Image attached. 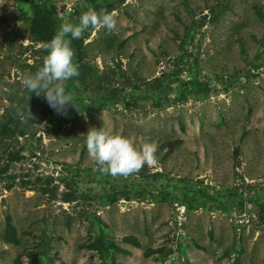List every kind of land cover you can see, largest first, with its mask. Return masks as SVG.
I'll return each instance as SVG.
<instances>
[{"label":"rangeland","instance_id":"1","mask_svg":"<svg viewBox=\"0 0 264 264\" xmlns=\"http://www.w3.org/2000/svg\"><path fill=\"white\" fill-rule=\"evenodd\" d=\"M47 1L57 31L102 0ZM107 11L115 29L84 32L87 74L66 86L73 105L55 110L22 83L46 55L31 10L0 0V121L25 130L7 140L18 160L14 184L0 182V264H29V251L41 264H110L91 246L100 229L132 249L113 252L123 264H264V0H123ZM102 126L155 142L156 162L128 176L94 171L85 136ZM174 202L185 206L180 226ZM146 247L163 250L146 257Z\"/></svg>","mask_w":264,"mask_h":264},{"label":"clouds","instance_id":"2","mask_svg":"<svg viewBox=\"0 0 264 264\" xmlns=\"http://www.w3.org/2000/svg\"><path fill=\"white\" fill-rule=\"evenodd\" d=\"M116 24L114 12L93 8L82 12L78 22L61 23L53 37L43 45L47 51L42 65L23 76L24 87L37 96L43 94L55 110L73 105L72 95L66 91V82L79 75L72 40L81 38L91 28L110 31ZM85 145L94 161V171L112 176H128L145 165L154 164L158 148L155 142L137 145L127 136L103 126L87 131Z\"/></svg>","mask_w":264,"mask_h":264},{"label":"trees","instance_id":"3","mask_svg":"<svg viewBox=\"0 0 264 264\" xmlns=\"http://www.w3.org/2000/svg\"><path fill=\"white\" fill-rule=\"evenodd\" d=\"M27 2L30 10L31 15L29 16V23H30V31L36 37L38 41H40L43 45L45 42L49 41L53 35L55 34L56 22H57V12L51 3L47 0H24ZM123 0H102V1H94L90 2L83 6V11H86L89 8L96 9L97 11L105 7L106 10H112L118 3L122 2ZM258 16L263 18L262 13L258 10ZM5 20L4 17L0 16V21ZM93 29V28H91ZM89 29V30H91ZM83 38L82 35L79 39L72 40V48L74 49V62L78 65L79 77L83 79V77L87 74V62L84 58L83 52ZM45 49V48H44ZM47 50L45 49V52ZM179 67H182L181 65ZM77 76V77H78ZM76 77H73L69 81L66 82V86L68 88L75 86ZM197 79H190L189 84L197 83ZM161 87H156L155 89H159ZM32 98H42L44 95L41 94L37 96L35 93H29ZM47 110L46 112H49ZM46 112L44 114H46ZM17 121V119H15ZM12 121L10 119H5L4 121H0V182L6 181L4 188H10L14 184V176L9 174V167L12 162L18 160V151L14 150L9 146L7 143L8 138H17L18 135L25 134V130L22 128V125ZM14 128H17L16 133ZM13 129V130H12ZM180 139L171 142L169 145V149L175 146V142H179ZM174 144V145H173ZM108 201L113 202L117 199L114 193H108ZM263 209V207H262ZM6 234L11 236V240L13 242H17V232L14 224L12 223V219L10 214H5V229ZM121 238L125 241L130 243L135 247H141V243L139 239L134 234H125L121 236ZM91 246L95 249L98 256L102 259H110V264H123L122 262L116 261L113 255V252H122L125 254L129 253V250L121 245L115 243L112 239H108L106 234L102 229H100L96 239L92 241ZM162 247H146L143 250L144 256H150L154 253L160 254L162 252ZM18 257V256H17ZM26 260L29 264H41L40 258L36 255H33L32 252H27Z\"/></svg>","mask_w":264,"mask_h":264},{"label":"built area","instance_id":"4","mask_svg":"<svg viewBox=\"0 0 264 264\" xmlns=\"http://www.w3.org/2000/svg\"><path fill=\"white\" fill-rule=\"evenodd\" d=\"M174 208H175V219H177V224H178V226H180L181 219H182V217L184 216V213H185V206L183 204H181V203L174 202ZM239 222H241V220H239ZM237 224L238 223H234L235 230H236V235L239 236V234L241 232V228ZM174 233L176 234V237H174V241H173V243L171 245V248L173 250L172 251L173 254L174 253H177L176 252V249L178 247V238H179V235L184 234L180 227ZM233 256H236V253H233ZM171 259H174L175 260V262H176L175 264H185L186 259H189L190 260V257L189 256L184 257L182 255H172ZM233 259H234V257L231 258V260H233Z\"/></svg>","mask_w":264,"mask_h":264},{"label":"crops","instance_id":"5","mask_svg":"<svg viewBox=\"0 0 264 264\" xmlns=\"http://www.w3.org/2000/svg\"><path fill=\"white\" fill-rule=\"evenodd\" d=\"M133 246V245H132ZM135 247V246H134ZM126 248V247H125ZM128 250H129V252L130 251H132V249H130V248H127ZM182 256H184V257H187V255H182ZM189 256V255H188ZM190 260H191V258H190ZM190 260L189 259H186V262H185V264H191L190 263ZM128 264V263H127Z\"/></svg>","mask_w":264,"mask_h":264}]
</instances>
